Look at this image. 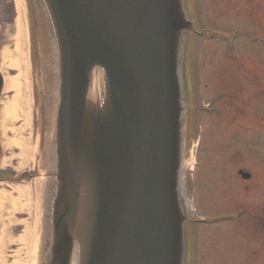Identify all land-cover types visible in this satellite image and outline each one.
Instances as JSON below:
<instances>
[{
    "label": "water",
    "instance_id": "water-1",
    "mask_svg": "<svg viewBox=\"0 0 264 264\" xmlns=\"http://www.w3.org/2000/svg\"><path fill=\"white\" fill-rule=\"evenodd\" d=\"M43 1L62 70L48 264H70L76 241L79 264H181L180 0Z\"/></svg>",
    "mask_w": 264,
    "mask_h": 264
},
{
    "label": "rangeland",
    "instance_id": "rangeland-1",
    "mask_svg": "<svg viewBox=\"0 0 264 264\" xmlns=\"http://www.w3.org/2000/svg\"><path fill=\"white\" fill-rule=\"evenodd\" d=\"M4 2L5 0H0L1 5L4 4ZM198 7L201 12L202 22H204L205 26H213L216 29L220 28L222 30L225 26L228 27L229 30L246 28L247 30L250 29L251 32L260 39L264 38V0H199ZM6 20H8V17H6ZM6 20L4 18V21ZM10 26L9 21L8 29ZM242 41L241 39L239 43H237L236 51H234V49L231 51L229 59L223 57L221 60L219 59V55L224 50L223 45L221 46L219 43H210L203 40L200 42L198 48L196 65L197 79L200 78L205 87L206 82L211 84L209 88L206 87L202 91V104L205 107L208 101H210L211 98L213 99V96L215 97V95H217L216 93H219L221 94V98L216 107L217 110L225 111L220 119L217 116H211L210 120L203 118L200 123V129L202 130L203 128L204 131V142L202 143L203 152L200 151L202 155L199 154V163L197 165L202 166L200 170L197 169L200 175L199 179L201 178L198 187H201L203 200L199 203V210L202 208L204 213L201 212V214H205V216H216L221 214L231 216L234 211H237V209L233 207L237 206L236 203H238V206H244L246 210L248 209L249 211H246L248 215L264 213V113H261V110L264 109V47L259 43L260 41L245 42L244 44ZM9 71L10 70H8V72ZM29 75V86H32L33 83L35 85L33 71L30 72ZM13 77L14 76H12V78ZM20 77H23V75ZM210 87L215 88V90L210 89ZM11 91L15 92L13 89H11ZM32 93L33 91L30 89V94L32 95ZM34 95H38V91L35 92V88L34 94L32 95L33 98H31L33 102L36 100V96L34 97ZM5 100L6 99L3 101ZM33 106H35L34 103L31 113H33ZM21 121L22 120L17 122L15 127L22 126ZM245 122H253L255 128L259 125L263 127L261 130L251 134V128L248 125V130H246V132H249V134H245L247 138L242 139L244 136L241 138L242 140L237 138L232 144L239 145L242 142H246L247 139L252 142L236 153L247 156L248 152L249 156L247 159L243 160L242 164L247 168V164L251 162L248 168L250 167L253 170L248 168L247 170H250L257 179L255 181L250 180L243 182L235 178V184L230 179L227 181L224 179L225 169L227 168L225 164L227 160L226 157H233L229 156V154L232 153L234 149L227 154L222 153L221 159L214 158L211 149L214 146L216 150H219L222 139L229 136L233 137L232 133L237 132L241 124ZM13 128L12 124L11 126H7V130L13 131ZM220 129L225 130V134L222 137L218 135ZM35 132L37 134V128L36 125L34 127L32 123L30 132L27 130L25 134L23 133L19 137L26 138L27 135L30 134V139L32 141L35 139ZM11 133L5 136L2 130L0 136V165L2 161H4L9 165L14 164L15 166V164L20 161L19 159H21L12 157L13 155L16 157L19 152L11 148V145L14 144H10V138L13 136ZM205 143L208 147H206ZM253 144L256 146L252 149ZM238 159L239 157L237 156L235 161ZM29 160L33 161L34 158L29 157ZM7 167L8 166L5 167L7 171L1 173L0 177L10 178L12 176L11 167H8L10 171ZM236 168L237 166H235V169ZM229 194L231 195V200L229 199ZM192 195L195 198L194 193H192ZM196 204L197 202L195 200L192 204L195 209ZM195 213L198 215L196 211ZM22 217L21 215L20 218ZM19 223L20 221L18 225L11 229L14 235L23 233V231H21L23 226H19ZM248 223L254 224L252 222ZM263 224L262 222L259 223L260 226H263ZM243 225L242 222L238 224L234 220H230L220 226H200L201 228L213 227V258L209 259L210 261H207L206 264H264V250L262 247H259L258 253L254 255V253L248 250V247L242 244L238 239L237 234L242 232ZM253 228L259 233L256 225ZM261 234L264 237V233ZM252 236L254 235H247L245 239L248 240ZM256 236H259V234H256ZM239 237H241V235H239ZM254 240L256 241L255 237ZM8 248L9 250H14L13 252H9V254L13 255L15 258L21 255L20 250H22V246L20 241H18V243L15 242V244ZM14 263L18 264L19 262L15 261Z\"/></svg>",
    "mask_w": 264,
    "mask_h": 264
},
{
    "label": "bare ground",
    "instance_id": "bare-ground-1",
    "mask_svg": "<svg viewBox=\"0 0 264 264\" xmlns=\"http://www.w3.org/2000/svg\"><path fill=\"white\" fill-rule=\"evenodd\" d=\"M18 1V3L22 4L21 0H16V2ZM17 9H18V13H19V6L17 4ZM19 15H18V20L16 21V33H15V47L11 46L10 48H6L3 51V57L4 60H2V67H4V65H7L9 67H12L13 71H19L23 65H25V59H26V53H25V48L24 45L26 44V42L24 41V35H22V28H21V21L19 20ZM23 25V24H22ZM24 75L23 78L25 80V84H23L21 77H6L5 79V89L6 92L10 91L11 89L15 90L13 96L10 97V99H7L4 101V103L2 104V110H0V115H1V129L3 130L5 136L8 135V133L10 134L11 132V138H10V144L11 148L16 149L19 154L15 157L14 155L12 156L13 158H21L19 159V163L17 166V169H24L25 167L29 166V157H33L34 156V149L37 147V142L35 143V146L32 144L33 142L30 139V134L27 135L26 138H20L19 136H21L23 133L25 134V132H30L31 129V124H30V111H29V101L27 99V72H26V68L24 66ZM101 79V76L99 73H94L92 76V87H91V91L92 93H100V89L103 86V81H100L98 83V79ZM22 85L24 87V90L22 92H20V90L22 89ZM23 93V94H22ZM21 94V95H20ZM20 120H22L21 124L22 126H18L15 127L16 123L19 122ZM12 126L14 127L11 130H7V126ZM27 129V130H26ZM33 137V136H32ZM6 140V138H5ZM8 147H9V143H8ZM34 153V154H33ZM11 157V159H12ZM2 164H5L4 161H2ZM19 189L15 190L18 191ZM3 212V210L0 208V213ZM26 222H24L25 225ZM28 231H29V226L26 223V235H22V237L20 238V242L22 244V250H20L22 253H25V248L24 245L26 246V251L28 253V241H27V237H28ZM22 240V241H21ZM9 242V244H15L16 241H13V239H9L7 240L6 244H5V248L7 243ZM0 249H4V245L3 247L0 246ZM6 250H4V254L6 255ZM32 254V253H30ZM29 253L26 254V261L24 262V264H27V261L29 260ZM71 258H73V262L72 264H79V250H75L72 251L70 254ZM13 262H15V260H12Z\"/></svg>",
    "mask_w": 264,
    "mask_h": 264
},
{
    "label": "flooded vegetation",
    "instance_id": "flooded-vegetation-1",
    "mask_svg": "<svg viewBox=\"0 0 264 264\" xmlns=\"http://www.w3.org/2000/svg\"><path fill=\"white\" fill-rule=\"evenodd\" d=\"M0 24L3 23L2 18L5 16L8 17V22L10 21V24H12L14 20V8L12 4V0H5L4 4H0Z\"/></svg>",
    "mask_w": 264,
    "mask_h": 264
}]
</instances>
